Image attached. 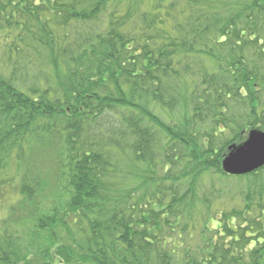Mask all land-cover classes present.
Masks as SVG:
<instances>
[{
    "label": "trees",
    "instance_id": "16d2710c",
    "mask_svg": "<svg viewBox=\"0 0 264 264\" xmlns=\"http://www.w3.org/2000/svg\"><path fill=\"white\" fill-rule=\"evenodd\" d=\"M253 128L264 0H0V264H264Z\"/></svg>",
    "mask_w": 264,
    "mask_h": 264
},
{
    "label": "water",
    "instance_id": "95a60500",
    "mask_svg": "<svg viewBox=\"0 0 264 264\" xmlns=\"http://www.w3.org/2000/svg\"><path fill=\"white\" fill-rule=\"evenodd\" d=\"M222 166L225 172L242 175L264 166V131L252 129L241 144L230 146Z\"/></svg>",
    "mask_w": 264,
    "mask_h": 264
},
{
    "label": "rangeland",
    "instance_id": "374dc122",
    "mask_svg": "<svg viewBox=\"0 0 264 264\" xmlns=\"http://www.w3.org/2000/svg\"><path fill=\"white\" fill-rule=\"evenodd\" d=\"M24 74H26V73H24ZM250 130H252V129H250ZM247 136H248V132H247V134L245 136V139L247 138ZM52 150H54V149H52ZM38 154H40V151L38 149H33V154L31 153V156H32V158H33L34 161L32 162V164H33V167L37 171H40L41 172V175L45 178V180L47 182L46 189L48 190V192H47L48 193L47 203H48L49 200L52 199V198L49 197V194L56 188V181L58 180V176H57V174H58V164L55 161H51V160L45 158V155L44 154L42 156L41 155H38ZM42 157H43V160L44 161H43V165L41 166L39 159H42ZM48 157L49 158L50 157L55 158L54 155H51V156H48ZM252 172H254V171H252ZM252 172L242 174L241 176L248 175V174H250ZM238 176H240V175H238ZM232 190H236V188L235 189H232ZM11 196L13 198H16V199L18 198V195L16 193H13ZM12 197H11V199H9L8 205H6L5 207H3V210H1V212H0L1 215H3L5 212L9 211V203L12 202ZM45 198H46V195H45ZM24 213L25 212H23V211L18 212V214L16 216V219L19 218L20 216L24 215ZM205 217L210 218L211 215L207 212V214H205Z\"/></svg>",
    "mask_w": 264,
    "mask_h": 264
}]
</instances>
